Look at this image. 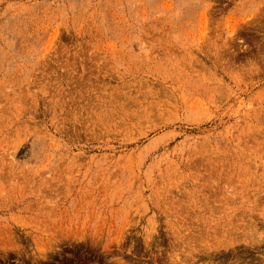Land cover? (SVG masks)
<instances>
[{"label":"rangeland","instance_id":"rangeland-1","mask_svg":"<svg viewBox=\"0 0 264 264\" xmlns=\"http://www.w3.org/2000/svg\"><path fill=\"white\" fill-rule=\"evenodd\" d=\"M0 264H264V0H0Z\"/></svg>","mask_w":264,"mask_h":264}]
</instances>
